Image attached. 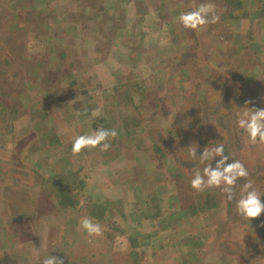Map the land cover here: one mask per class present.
<instances>
[{
  "label": "rangeland",
  "instance_id": "1",
  "mask_svg": "<svg viewBox=\"0 0 264 264\" xmlns=\"http://www.w3.org/2000/svg\"><path fill=\"white\" fill-rule=\"evenodd\" d=\"M202 3L219 21L196 34L179 16ZM248 108H264V0H0V264H264V213L190 186L205 164L189 147L223 144L264 193ZM101 127L109 150L73 155ZM69 169L74 209L47 183ZM206 196L218 207L190 215Z\"/></svg>",
  "mask_w": 264,
  "mask_h": 264
},
{
  "label": "clouds",
  "instance_id": "2",
  "mask_svg": "<svg viewBox=\"0 0 264 264\" xmlns=\"http://www.w3.org/2000/svg\"><path fill=\"white\" fill-rule=\"evenodd\" d=\"M219 21L216 14V5L213 3H202L195 10L186 11L180 14L179 22L186 29L193 30L196 34L204 31L210 24ZM250 103V102H248ZM100 109H94L91 113L93 117L99 116ZM237 125L247 134L252 144H264V108H248L238 114ZM119 135L115 128H98L87 134L77 135L72 143L73 155H78L84 150H93L99 148L101 151H107L111 147L109 140L117 138ZM189 155L192 159L199 157V162L205 164L203 173L196 170L190 181V186L198 193H204L209 189H219L226 195L228 201L235 200V210L239 216L246 221L259 218L264 213V202L262 197L264 193L254 187L249 179V171L245 165L236 159H232L230 154H225L223 144L209 149L205 147L202 154L197 155V147H189ZM219 159H216V158ZM216 160L215 167L212 161ZM231 161V162H229ZM244 180L239 185L240 194L236 198L237 182ZM261 226H264L262 223ZM80 228L89 237H100L103 230L99 223L94 222L89 217H83L80 220ZM38 264H64V260L57 256L48 255L38 261Z\"/></svg>",
  "mask_w": 264,
  "mask_h": 264
},
{
  "label": "trees",
  "instance_id": "3",
  "mask_svg": "<svg viewBox=\"0 0 264 264\" xmlns=\"http://www.w3.org/2000/svg\"><path fill=\"white\" fill-rule=\"evenodd\" d=\"M80 181L81 179L78 177V175L76 173H73V169L66 170V173L57 172L47 179V183H50L58 193L57 194L58 202L61 205L65 203V207L69 209L75 208V205L77 204V200L76 197L71 195L70 191L67 189L75 184L76 186H78ZM218 205H219V201L217 200V198L212 196L211 197L206 196L203 199H200L198 202L194 203L190 207L189 209L190 215L196 216L200 212H205L210 209H215L218 207ZM155 213L147 215L146 218L150 220L152 218L158 217L159 215ZM137 220L142 221V217L137 216ZM132 254L134 256H137L136 251H133Z\"/></svg>",
  "mask_w": 264,
  "mask_h": 264
}]
</instances>
